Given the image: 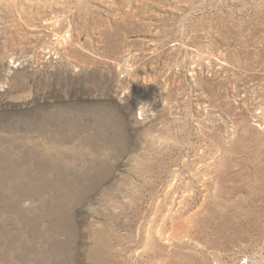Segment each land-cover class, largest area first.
Here are the masks:
<instances>
[{
  "label": "rangeland",
  "instance_id": "1",
  "mask_svg": "<svg viewBox=\"0 0 264 264\" xmlns=\"http://www.w3.org/2000/svg\"><path fill=\"white\" fill-rule=\"evenodd\" d=\"M0 264H264V0H0Z\"/></svg>",
  "mask_w": 264,
  "mask_h": 264
}]
</instances>
